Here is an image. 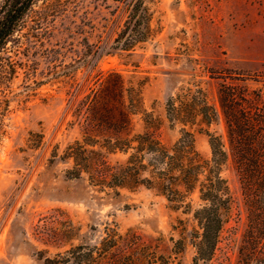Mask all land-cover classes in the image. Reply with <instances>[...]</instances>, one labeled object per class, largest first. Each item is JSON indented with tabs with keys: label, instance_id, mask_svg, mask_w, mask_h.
<instances>
[{
	"label": "rangeland",
	"instance_id": "1",
	"mask_svg": "<svg viewBox=\"0 0 264 264\" xmlns=\"http://www.w3.org/2000/svg\"><path fill=\"white\" fill-rule=\"evenodd\" d=\"M144 3L150 33L130 49L113 47L126 16L123 2L36 0L0 50V264H43L76 244L95 255L111 240L109 264H191L196 188L185 191L170 179L176 170L158 176L165 165L154 151L137 150L135 140L114 151L98 143L111 137L118 111L134 107L132 84L140 102L129 114V136L150 135L170 151L185 128L207 158L204 130L225 135L219 83L264 91V0ZM198 87L218 118L209 124L198 115L185 123L169 118L167 98L192 104ZM191 104L172 116L190 117ZM90 139L96 144L77 153L74 141ZM71 151L81 163L90 158L78 174ZM131 154L140 163L137 175L150 181L129 174L117 185L99 179ZM221 175L232 202L208 264H243L245 209L230 157Z\"/></svg>",
	"mask_w": 264,
	"mask_h": 264
},
{
	"label": "trees",
	"instance_id": "2",
	"mask_svg": "<svg viewBox=\"0 0 264 264\" xmlns=\"http://www.w3.org/2000/svg\"><path fill=\"white\" fill-rule=\"evenodd\" d=\"M125 5L126 16L122 26L113 38V47L130 49L138 42L145 40L150 33V12L144 0H119ZM36 0H0V50L12 35L20 29L28 12ZM121 82V81H120ZM121 86V83H120ZM201 95L194 103L179 102L175 106L171 97L166 100V112L170 118L181 122H192L196 115L209 124L218 118L215 107L208 103L200 87ZM132 109L118 111L119 117H113L114 131L103 146L106 151L126 149L131 140L136 141L135 148L154 151L155 158L165 166L157 173L161 178L169 170H176L168 177L175 179L185 191L196 188L200 203L192 211L197 229L191 233V244L194 253L191 264H208L216 247L224 222L229 215L232 195L226 178L221 175V167L228 157L233 161L237 172L242 203L245 209V228L242 247L238 251L243 264H264V91L261 87L248 88L225 82L217 87V98L224 123V137L207 129L204 130L209 146V156L202 158L193 147V135L182 128L177 139L172 143L170 151L166 150L156 139L147 134L133 133L129 136V114L136 110L140 102L139 88L129 84L127 87ZM131 94V96H130ZM191 104L190 117L172 116L181 105ZM84 144L94 145L96 141H74L76 152H84ZM93 151L92 148L89 152ZM74 151L69 153L73 159L75 174L90 164L86 155L83 162L78 161ZM102 159V157H101ZM131 159V160H130ZM132 159L135 161H132ZM104 160L100 162L104 164ZM137 162V165H135ZM136 154L127 158V163L117 165L116 170L101 172L99 179L107 185L125 182L127 174L140 182L150 181L147 177H139ZM140 164V163H139ZM144 165V164H143ZM115 244L114 240L101 247L95 255L91 249H81L80 244L69 247L43 258V264H109L106 260L107 249ZM123 264V263H119Z\"/></svg>",
	"mask_w": 264,
	"mask_h": 264
}]
</instances>
